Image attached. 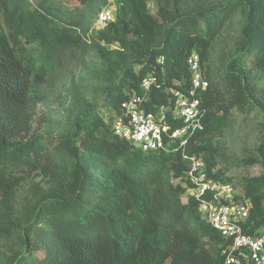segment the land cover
Masks as SVG:
<instances>
[{"label":"trees","instance_id":"16d2710c","mask_svg":"<svg viewBox=\"0 0 264 264\" xmlns=\"http://www.w3.org/2000/svg\"><path fill=\"white\" fill-rule=\"evenodd\" d=\"M35 1L0 0V246L7 248L0 264H224L223 238L184 197L189 165L181 151L201 156L207 175L225 181L213 169L214 138L233 111L264 119V0H117L114 18L89 40L77 6ZM234 19L238 33L224 43L216 79L207 62ZM90 51L103 65L101 112L89 104L65 131L32 130L36 106ZM193 53L207 81L195 89L201 128L188 129L183 145L176 137L151 153L116 136L109 120L149 73L161 88L149 90L145 111L172 108L171 90L190 89ZM255 158L263 172L245 178L241 192L251 202L245 232L252 235L264 231V139Z\"/></svg>","mask_w":264,"mask_h":264},{"label":"built area","instance_id":"2783aa9c","mask_svg":"<svg viewBox=\"0 0 264 264\" xmlns=\"http://www.w3.org/2000/svg\"><path fill=\"white\" fill-rule=\"evenodd\" d=\"M116 1L108 0L96 14V28L114 18ZM163 59L160 56L157 62L162 63ZM187 63L191 72V86L186 92L171 90L174 97L172 108L166 105H159L154 111L143 108L149 90L161 88L156 75L149 73L140 82L141 92L131 94L122 102L120 113L112 115L110 126L113 133L135 148L151 153L173 144L176 137L181 138L179 143L183 145L186 140L182 137L188 129L201 128L202 111L200 101L195 97V89H204L207 81L201 73L197 54H191ZM168 117L170 121L182 120L183 125L172 127ZM181 155L189 165L186 176L190 185L184 197L190 196L197 201L198 210L205 221L223 238L221 253L224 264H264V231L254 235L245 232L251 209L249 199L237 193L229 181L208 176L201 156L189 155L184 149ZM235 196L239 198L235 199Z\"/></svg>","mask_w":264,"mask_h":264},{"label":"rangeland","instance_id":"374dc122","mask_svg":"<svg viewBox=\"0 0 264 264\" xmlns=\"http://www.w3.org/2000/svg\"><path fill=\"white\" fill-rule=\"evenodd\" d=\"M35 3V0H29ZM224 1V0H215ZM65 6H77L82 12L83 24L81 31L89 40L93 39L95 17L102 6L99 0H91L87 4H80L77 0H65ZM151 12L155 11L153 2L148 3ZM113 8V5H111ZM240 20L234 19L224 36L225 40H219L211 50L207 62L213 70L216 79H220L224 73V43L230 42L237 35ZM103 65L94 51H90L79 63L69 66L57 79L52 90L47 94L43 102L36 106L32 115V130L59 133L67 130L75 115L89 104L96 105L101 112V106L97 102L99 90L103 83L97 79V71ZM264 84V82H260ZM264 119L256 112L233 111L231 124L218 134L213 144L217 151L216 164L213 168L221 175L222 180L231 183L237 193L242 192V183L245 178L255 176L263 172L260 162L255 159V150L264 139ZM112 119L109 120L111 124ZM36 176L34 179H40ZM28 182L24 183L18 192L17 201L20 202L26 193ZM7 250L5 245L0 246V251Z\"/></svg>","mask_w":264,"mask_h":264}]
</instances>
